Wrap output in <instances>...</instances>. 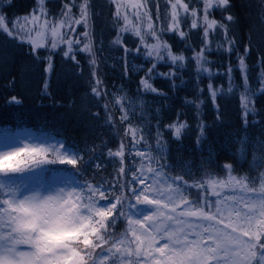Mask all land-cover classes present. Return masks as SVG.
I'll use <instances>...</instances> for the list:
<instances>
[{"label":"trees","instance_id":"1","mask_svg":"<svg viewBox=\"0 0 264 264\" xmlns=\"http://www.w3.org/2000/svg\"><path fill=\"white\" fill-rule=\"evenodd\" d=\"M69 2L44 0L43 8L49 23L55 24L63 18L64 5ZM81 2L75 0L76 6L71 9L73 19L80 16ZM141 2L146 4V8L142 7L137 16L133 11L126 10L121 0L115 3L113 0H88V24L75 26L73 41L77 35L85 31L89 33L87 37L79 38L81 45L91 41L96 74L103 79L107 93L100 98L91 91L92 66L89 60L92 56L88 52L76 53L77 64L62 55L67 45L61 43L54 50L52 70L46 73L47 61L44 58L49 52L47 45L52 41L51 34L43 41L45 47L38 48L34 55L32 44L9 36L0 29V129L27 128L46 137L62 139L66 147L75 145L84 153L92 148L90 163L84 166L82 176L94 184L111 181L115 175L111 159L106 155L107 149L116 150L122 142L125 144L126 172L130 159H141L129 157L128 149L132 147L133 132L137 137L142 134L144 139L136 147L145 150L144 164L147 167L144 170L153 177L152 184L160 181L174 189L177 183H173L171 178L182 176L187 183L180 185L179 189L194 208L203 203V192L208 201L203 211L222 220V224L234 222L237 226L236 212H231L230 200L224 199L230 193L210 191L219 181L232 183L234 180L230 177L246 181L249 187L253 182L259 187L264 180V93L257 92L261 87L259 78L264 67V0H230L227 9L213 7L209 10L208 19L218 23L224 21L225 15L233 16V21L224 22L228 24V35L235 44L231 51H225L217 47L223 43L219 28L214 34H209L211 50L205 48L203 52L209 70L207 75L202 70L197 71L198 65L193 59L204 48V0H181L188 5L189 12L192 9L197 11L196 28L191 27L193 17L177 7L183 38L176 31L167 30L172 12L169 0ZM117 4L121 5V16L127 15L130 29L139 28L148 44L156 43L151 35L152 31H156L173 55L182 54L185 57L183 67H180V61L173 64L166 55L163 60L154 61V58L129 51L125 58L124 47L113 43L120 27L125 24L124 19L116 17ZM37 9L38 0H0V15H3L8 27ZM149 21L152 29L147 27ZM65 31L70 30L61 29V34ZM140 39L131 30L122 34L123 45L129 49L140 46L143 52ZM74 47L79 45L74 43ZM245 48L248 49L244 57L247 93L242 71L238 67V57L244 55ZM160 51L163 55L165 49L161 47ZM37 55L40 59L36 58ZM153 62L156 68L151 73L150 83L158 93L144 92L140 85L141 79L149 75L148 69ZM170 71L175 72L171 79L157 75ZM209 84L217 92L215 105L210 97ZM12 97H16L19 103H9ZM242 97L250 100V111L246 117ZM125 112L127 119L121 121ZM109 116L110 123L107 122ZM173 123L187 125L179 139L167 127ZM201 125L203 134L199 130ZM158 130L162 133L159 141L156 136ZM85 159L88 160L89 155H85ZM91 161L100 163L102 167H94ZM159 164L165 165L159 175L153 176L152 172H148V167L157 169ZM225 165H230V169ZM55 167L75 173L71 166ZM194 183L202 184V187H191ZM147 194L150 198L155 195L154 186ZM217 207L221 210L219 213L216 212ZM148 209L152 208L138 205L133 212L144 215ZM239 223L243 225V222ZM127 227L121 219L112 232L119 236ZM222 228L219 226V229ZM240 231L241 228L237 227V233L232 235H238ZM132 239L129 235L128 240ZM125 247L132 251L131 256L124 257L131 264L152 260L151 256L145 255L143 247L139 257L135 253L136 244L126 243ZM100 251L96 249L97 253Z\"/></svg>","mask_w":264,"mask_h":264},{"label":"snow or ice","instance_id":"2","mask_svg":"<svg viewBox=\"0 0 264 264\" xmlns=\"http://www.w3.org/2000/svg\"><path fill=\"white\" fill-rule=\"evenodd\" d=\"M116 0H113L115 3ZM171 5V20L167 27L168 31H176L181 38L184 32L179 30V20L177 7L183 9L193 17L192 28L197 27V11L192 9L189 12L188 5L176 0L175 3L169 0ZM44 0H38V9L32 15L31 20L40 22L43 15L45 19L41 27L47 28L49 20L46 10L43 8ZM230 0H204L202 13L203 43L204 48L200 53L194 55L193 59L198 65L197 71L201 70L203 52L205 48L209 51L210 33H215L219 28L223 43L217 47L225 51H231L235 41L228 35V24L224 21H233V16L225 15L224 21L217 22L209 20V10L213 7L227 9ZM75 0H70L64 5L63 18L53 24L50 28L52 41L48 46V55L44 58L47 61L46 73L52 70V56L59 44L67 45L62 55L76 61L77 52H88L92 58L89 60L92 73V93L100 98L107 95L103 87V79L96 74V59L91 49V41H86L81 45L80 36L87 37L89 33L85 31L77 35L75 41L72 36L75 34V26L84 23L88 24V0H82L79 5L80 16L73 19L71 15L72 7H75ZM136 5H133L135 7ZM141 7L146 8L145 5ZM121 5L117 4L116 17L124 19L125 24L120 27L114 44L124 47L125 58L129 51L134 54H141L145 58H154V61L163 60L166 55L175 64L180 61L183 67L185 57L173 55L166 42H162L157 36L156 31L151 35L156 39V43H145L139 28L130 29V21L127 15L121 16ZM140 15L139 12L136 13ZM144 15H148L147 11ZM26 21L29 17L24 18ZM148 29H152L149 21ZM0 29L9 36L18 40H26L32 44V52L45 47L43 42H37L30 34L21 35L16 30L15 24L9 28L3 15H0ZM61 29H68L61 34ZM133 31V34L140 36L141 47L129 49L122 43V34L126 31ZM39 34V33H38ZM79 45V47H74ZM161 47L165 49L161 54ZM248 54L245 48L244 55L238 57V67L242 71L245 80V92L247 93V74L244 57ZM37 59L40 57L37 55ZM156 63L153 62L148 69L147 78L140 81L144 92L158 93V90L150 83L151 73L155 70ZM203 71L208 72L207 68ZM231 68H229V74ZM171 79L175 72L157 73ZM259 83L261 87L257 92L264 93V67L260 72ZM174 84V81H173ZM47 89V83L44 85ZM210 97L215 105L217 92L209 84ZM229 85V91H231ZM47 94V93H46ZM162 94V93H159ZM244 99V116L249 114L250 100ZM19 103L16 97H12L9 103ZM119 102V101H118ZM190 103V102H189ZM202 103V101H201ZM107 109V106L104 105ZM123 109V106H122ZM127 119V113L121 116V121ZM111 122V117L108 121ZM255 123V121H253ZM185 123H173L167 127L173 131L175 138L179 139ZM129 127H131L129 125ZM203 134V125L200 126ZM162 133L158 130L157 140ZM144 139L141 134L139 137L133 132L132 147L128 149L129 157H140L141 159H130L125 165V144L122 142L116 150L107 149L106 155L111 159L114 173L111 181L105 180L102 183H92L82 176L86 164L90 163L92 148L87 153L82 152L77 146H65L64 140H56L54 137H46L43 133H35L27 128L12 130L11 128L0 129V264H131L124 259L131 256L132 251L125 247L126 243L136 244L135 253L137 257L141 255V248L152 257L151 261H139L138 264H264V180L256 186L253 182L249 187L242 180L230 177L239 185V191L243 195L239 196L238 203L243 205L247 211L235 209L237 216V226L226 224L225 230L217 229L218 223L216 216L203 211L207 198L201 193L202 204L194 208L182 192L179 191L180 185L186 184L182 176L171 178L173 183H177V189L170 188L167 199L169 204L162 203L161 194L156 192L154 198L147 194L153 188L152 179L145 172L144 164L145 150L139 149L136 145ZM94 147V146H93ZM89 155V159H85ZM94 167L101 168L100 163L91 161ZM55 166H71L75 173H69L62 168ZM230 169V165H225ZM165 165L159 164L157 169L148 167V172L153 176L159 175ZM80 179H77V178ZM191 187L201 188L202 184L194 183ZM206 191V189H205ZM171 193H175V199ZM218 195V194H217ZM188 205L187 209L176 213V208L180 202ZM224 199L237 201L236 195H229ZM104 203H101V202ZM218 201L217 203H219ZM138 205L149 206L153 210L147 214L139 215L134 213ZM119 206V207H118ZM165 209H169L165 214ZM221 210L216 208V212ZM231 215V213H230ZM191 216L196 219L185 221L180 217ZM135 217V218H134ZM156 217L159 223L153 222ZM123 219L127 228L119 236L112 232L118 220ZM243 220V225L239 221ZM173 221L180 227H173L167 224ZM204 221L210 223L205 224ZM138 226V227H134ZM231 227V232L226 229ZM237 227L241 228L238 235ZM155 233V235H153ZM204 233L208 235L205 236ZM133 239L128 240V236ZM247 237V239H244ZM163 240L165 243L160 244ZM212 241V243H209ZM160 246H156V245ZM91 249V251H89ZM96 249H100L99 253ZM167 250V251H166Z\"/></svg>","mask_w":264,"mask_h":264},{"label":"rangeland","instance_id":"3","mask_svg":"<svg viewBox=\"0 0 264 264\" xmlns=\"http://www.w3.org/2000/svg\"><path fill=\"white\" fill-rule=\"evenodd\" d=\"M121 1L123 2V5H124L123 7L126 10L129 9V10L133 11L134 13L142 12V7H141L142 2H141V0H121ZM133 5H136V6L133 7ZM34 13L35 12L31 13L29 16H25V17H29L28 21H26L24 19L25 17H22V18L16 20V22H14V24L16 26V30L19 31L21 33V35L30 34L33 39L38 40L40 42H43V41L46 40V37L50 34V28H51V26L53 24L49 23L47 28H42L41 25H42V22L45 19V17L43 15H41L40 22L32 21L31 17H32V15ZM12 27H13V25L10 26L9 28H12ZM203 57H204V59L202 60L201 70H202L204 75H207L209 73V71L208 72L203 71V68H207L206 58H205L204 55H203ZM242 181H243V183L248 184L246 181H244V180H242ZM153 186H154L155 193L159 192L161 194L160 198L162 200V203L169 204V206L171 207V201H169L167 199L168 195L170 194V188L171 187L166 186L165 183H162L160 181L159 182L156 181L155 184H153ZM213 186H214V190H211L210 192H214V191H216L217 193L226 192V193H230L229 195H236L237 196V201L230 200V202H231L230 203L231 212H236L235 209H242L241 215H243V211H247L246 208H243V205L238 203L239 196L243 195V193H241L239 191V187L240 186L237 185L235 181H233L232 183L229 184L227 181H223L222 180V181H219V182L215 183ZM179 191L182 192L180 189H179ZM171 194L173 195V197L175 199V195L176 194L175 193H171ZM152 198H154V196ZM181 202H182V199H181ZM181 202H180L179 206L176 208V213H179L181 210H184V209L188 208V205H185L184 203H181ZM150 210L152 211V209H148L147 211H145V214L149 213ZM168 211H169V209H165V214H167ZM163 219L164 218L161 217L158 220L156 217H154L153 218V222L159 223L160 220H163ZM180 219L185 220V221H193L196 218L195 217H191V216H185V217H180ZM235 219H238V218L235 217ZM240 222H243V220L241 219ZM204 223L207 224V223H210V222L209 221H204ZM167 224H169V225H171L173 227H180L179 224H176L173 221H167ZM225 225L226 224L220 223V224H218L217 229H219V226H220V227H223V228L219 229V230H225ZM228 225L235 226V223L231 222L230 224L228 223ZM226 231L227 232H231V227L226 229ZM153 235H155V233H153ZM204 235L207 236L208 234L204 233ZM244 239H247V237H244ZM163 243H165V241L161 240L160 244H163ZM209 243H212V241H209ZM156 246L158 247L160 245L158 244ZM145 255H147V254L145 253ZM134 259L136 260L135 257H134ZM212 264H217V262L213 261Z\"/></svg>","mask_w":264,"mask_h":264}]
</instances>
